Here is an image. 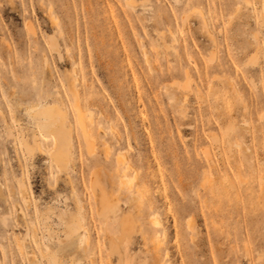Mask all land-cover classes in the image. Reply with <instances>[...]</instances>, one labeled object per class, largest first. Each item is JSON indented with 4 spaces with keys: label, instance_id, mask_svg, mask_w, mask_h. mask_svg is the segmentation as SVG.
I'll use <instances>...</instances> for the list:
<instances>
[{
    "label": "rangeland",
    "instance_id": "374dc122",
    "mask_svg": "<svg viewBox=\"0 0 264 264\" xmlns=\"http://www.w3.org/2000/svg\"><path fill=\"white\" fill-rule=\"evenodd\" d=\"M51 262L264 264L260 0H0V264Z\"/></svg>",
    "mask_w": 264,
    "mask_h": 264
},
{
    "label": "bare ground",
    "instance_id": "6f19581e",
    "mask_svg": "<svg viewBox=\"0 0 264 264\" xmlns=\"http://www.w3.org/2000/svg\"><path fill=\"white\" fill-rule=\"evenodd\" d=\"M244 2L247 3L248 0H244ZM129 5H130V3H129ZM260 21H261L262 27L264 28V0H260ZM52 46H54V45H52ZM257 47H258V44H257ZM74 98H75V112L77 115L78 126H79L80 132L83 136V139L87 145V148L89 150H91L92 149V142L90 140L89 133H90V128H91L90 124H91L92 116L89 112H87L86 110H84L82 108L80 101L78 100V96L76 94H75ZM27 110H28L30 115H33L35 117L39 116L43 120V121H41L42 123H40V124L38 123L39 124L38 126L40 127L43 134L46 137H49L51 139L52 146H53L52 150H54L53 152L55 153L56 157L54 156L53 153L51 156H54L53 159L56 158V160L58 161V164H59L58 166L65 169V167L69 161V151H70V140H69L70 139L69 138L70 132H69V130L66 129L65 123H64L66 116L64 115V113H62V111L58 107L52 106V105L51 106H49V105L46 106L44 104H43V106L36 105V106L30 107ZM35 145H37V144H35ZM121 159L124 160V156H121ZM56 160H55V162H56ZM129 170H130V166L128 164H126L124 167V170L122 172L125 173ZM96 184H98L97 177H92L91 178V186H92L91 189H93L94 192L95 191L98 192V194L100 196V204H101V208H102V211H101L102 214L106 215L109 212H114L116 204H117L115 202L114 198L111 200L110 198H112V197L109 196L99 186H98V190H96ZM119 186L120 187L125 186V181L122 178H120ZM23 187L24 186L22 185V188ZM79 222L80 221L78 220V223ZM75 225H77V223ZM154 225H156V224H154ZM72 229H73V226H70L67 228V232H68L67 236H69ZM84 231H86V230H84ZM121 232L125 236L126 228L124 227L123 222H122V231ZM110 243L112 245L115 244V242L112 239H110ZM18 245H21V243ZM47 256L53 262H55V260L57 258L55 253H48ZM57 260H59V259H57ZM57 263H58V261H57ZM51 264H52V262H51Z\"/></svg>",
    "mask_w": 264,
    "mask_h": 264
}]
</instances>
